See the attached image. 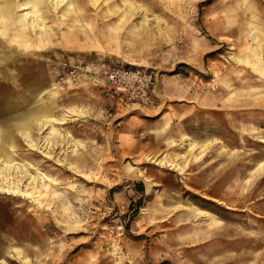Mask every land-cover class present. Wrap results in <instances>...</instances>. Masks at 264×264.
<instances>
[{
    "label": "rangeland",
    "instance_id": "obj_1",
    "mask_svg": "<svg viewBox=\"0 0 264 264\" xmlns=\"http://www.w3.org/2000/svg\"><path fill=\"white\" fill-rule=\"evenodd\" d=\"M0 16V161L56 180L0 175L1 258L264 264V0H5Z\"/></svg>",
    "mask_w": 264,
    "mask_h": 264
},
{
    "label": "bare ground",
    "instance_id": "obj_2",
    "mask_svg": "<svg viewBox=\"0 0 264 264\" xmlns=\"http://www.w3.org/2000/svg\"><path fill=\"white\" fill-rule=\"evenodd\" d=\"M38 1H40V0H38ZM56 1H57V4H58V3L64 2L65 0H56ZM2 3H5V0H0V4H2ZM70 3H72V1H70ZM27 4H28V2L27 3H23L22 5L24 7H27L26 6ZM28 13L29 12L27 11L26 12V15H28ZM0 18H1V16H0ZM62 121L59 122V118L54 117V116H49V117L42 118L39 121V123H41L42 126L50 127V132H53L54 133L56 131V128H55V126L53 124L54 123H63ZM29 144H30V146H33L34 145V143L32 142V140H31V142ZM158 162L161 163V164H165L166 163L168 165H171V167H177V164L176 163L174 164V162H172L166 156H164L163 158H161ZM0 163H1L0 164L1 165L0 166V175L1 174L3 176L6 175L5 176L6 179H8L7 178L8 177V174H13L14 169L15 168H18V169H20L19 171L21 173L24 172V174H22L21 176H26L27 178H30L31 180L37 181V183H44L45 182L44 184H45L46 187L49 184V182H47V181H51L52 183H56V180L53 177H51V176H49L47 174H44V173H41V174H30L28 172L27 166H25L24 164H21V163H19L17 161H9L7 159L2 158L1 161H0ZM4 171H5V174H4ZM14 185H15V187L12 188V186L9 184L6 189L9 190L11 188L12 191L17 192L18 191V187L16 185V182L14 183ZM37 191L40 192L39 191V188H37ZM21 193H23V194H29L30 192H24V191H22ZM15 249L17 250V253L18 254H21L20 253L21 252V249L19 250V247H15ZM0 264H9V263L6 260H4L3 258L0 257Z\"/></svg>",
    "mask_w": 264,
    "mask_h": 264
},
{
    "label": "crops",
    "instance_id": "obj_3",
    "mask_svg": "<svg viewBox=\"0 0 264 264\" xmlns=\"http://www.w3.org/2000/svg\"><path fill=\"white\" fill-rule=\"evenodd\" d=\"M3 109H6L7 110V101L5 100H0V129H2L3 131H6L7 129V122H8V119L11 118V121L13 120L12 117H9L6 115V113L4 112ZM8 111V110H7ZM12 116V115H11ZM4 128V129H3ZM0 134H2V132H0ZM1 136H0V144H1ZM8 153L5 151V149L1 148L0 147V156H6L8 157ZM188 209H192V211H194L195 214H197L196 211H207V210H204V209H201V208H197V207H188ZM3 255H1L0 257H2Z\"/></svg>",
    "mask_w": 264,
    "mask_h": 264
},
{
    "label": "built area",
    "instance_id": "obj_4",
    "mask_svg": "<svg viewBox=\"0 0 264 264\" xmlns=\"http://www.w3.org/2000/svg\"><path fill=\"white\" fill-rule=\"evenodd\" d=\"M67 66V63H63V69H66V68H68V67H66ZM114 69H111L110 71H109V78H113V77H115L116 76V73H114V71H113ZM70 71H72L71 73H73L74 71H75V68H72ZM105 73H108V70H106L105 71ZM121 73H123V74H130V75H135V76H138V73H140L138 70L137 71H130V70H125V69H123V71H121ZM147 79H148V82L151 80V75H148L147 76ZM119 86V85H118ZM118 89H123L124 87L122 86V87H117ZM124 90V89H123Z\"/></svg>",
    "mask_w": 264,
    "mask_h": 264
}]
</instances>
